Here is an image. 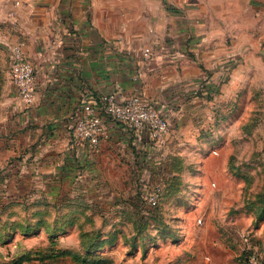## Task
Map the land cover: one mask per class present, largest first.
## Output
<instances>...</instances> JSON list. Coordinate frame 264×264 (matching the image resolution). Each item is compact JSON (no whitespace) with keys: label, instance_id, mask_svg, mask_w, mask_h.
<instances>
[{"label":"crops","instance_id":"obj_1","mask_svg":"<svg viewBox=\"0 0 264 264\" xmlns=\"http://www.w3.org/2000/svg\"><path fill=\"white\" fill-rule=\"evenodd\" d=\"M17 41L38 75L28 108L10 73ZM135 92L168 118L163 143L106 115L98 151L77 141L73 125L86 103ZM248 147L258 158L253 181L244 173ZM189 148L229 159L202 165L201 199L236 215L258 212L263 227L264 0H0V217L16 218L15 234H63L72 248L83 233L144 218L136 189L161 173L178 183Z\"/></svg>","mask_w":264,"mask_h":264},{"label":"rangeland","instance_id":"obj_2","mask_svg":"<svg viewBox=\"0 0 264 264\" xmlns=\"http://www.w3.org/2000/svg\"><path fill=\"white\" fill-rule=\"evenodd\" d=\"M202 125L204 128L201 127L200 133L204 141L208 137L209 126L207 123ZM248 149L249 153L243 159V164L247 165L244 173L253 181L256 179L254 169L258 158L254 150L250 153V147ZM183 154L187 164L183 163L180 172L182 178L178 183L175 180V185L171 181L169 185L162 173L150 182L143 179V184L149 189L157 183L164 186L165 193L159 206L150 207L144 194L136 189L135 196L139 198L136 208L141 210L143 214L140 216L144 218L133 219L128 216L123 218L125 220L119 226L102 230L104 245L100 250L91 247L88 250L81 244L71 248L65 244L69 239L61 234L55 236L57 244L54 247V252L60 251V254L53 256V235L27 234L25 230L15 234L10 220L16 218L4 220L0 217V230L4 231V234L0 232V264H248L244 254L247 247L258 251L261 264H264V226L255 217L258 212L248 211L242 213L244 215H236L235 212H228L227 206L223 207L220 202L201 199L200 193L196 191V177L209 165L212 168L223 167L227 155H218L216 160H210L203 150L194 154L191 148ZM240 155H235L236 158L231 161L240 162ZM155 173L156 169L153 168L151 178ZM139 175L138 171L134 173V182L138 181ZM227 177L230 175L227 174ZM249 189V193L254 194L256 191L255 188ZM124 190L118 191L121 196H130ZM142 192L145 193V190L142 189ZM250 197L253 198V195ZM6 202V198H0V205ZM125 205L127 203L121 207ZM24 221L28 219L24 218ZM76 236L69 237L74 239ZM86 237L94 243V235ZM63 248L71 249L61 254Z\"/></svg>","mask_w":264,"mask_h":264},{"label":"built area","instance_id":"obj_3","mask_svg":"<svg viewBox=\"0 0 264 264\" xmlns=\"http://www.w3.org/2000/svg\"><path fill=\"white\" fill-rule=\"evenodd\" d=\"M15 25L14 12H10ZM150 48H146L145 55L150 58ZM10 73L15 87L18 102L28 108L36 98L38 75L30 61L23 41H17L10 49ZM85 114L79 117L73 125V135L78 142L89 146L92 150L100 149L105 134L103 115L112 120L120 121L133 129H146L153 141L163 143L169 132V120L159 110L156 103L140 92L119 98L114 93L101 96L95 105L86 103L83 107ZM162 191L161 184L152 186L146 195L149 204L156 205ZM248 264H261L259 254L251 253L247 258Z\"/></svg>","mask_w":264,"mask_h":264},{"label":"trees","instance_id":"obj_4","mask_svg":"<svg viewBox=\"0 0 264 264\" xmlns=\"http://www.w3.org/2000/svg\"><path fill=\"white\" fill-rule=\"evenodd\" d=\"M149 190V187L147 188V190H145V193L144 192H141V194L143 195L144 194V197H145V199H146V195H147V191ZM164 193H165V188H164V186L162 185V191H161V194H160V198H159V201H158V203L156 204V205H151V204H149L148 203V201H147V199H146V201H147V203L150 205V207H157V206H159V204H160V202H161V200L163 199V195H164ZM102 233H103V231L101 232L100 230H97V231H90V232H86V233H83V234H81V236H80V238H81V240H80V244H81V246L82 247H85L86 249H88L89 250V247H91L92 249H95L96 251L97 250H100L101 248H102V246L104 245V239H103V237H102ZM94 235L95 236V241H94V243H93V240H91V239H89V241L86 239L87 237V235ZM52 239V243H51V247H52V254H53V256H58L60 253V251L58 252V253H55L54 252V247H56V244H57V240L56 239H54V238H51ZM92 241V242H91ZM50 247V248H51ZM68 250H70V248H63V249H61V254H66V253H68L69 251ZM254 252H256V253H258V251H256V250H254V249H252L251 247H247L246 249H245V257H246V262H247V258H248V256L251 254V253H254ZM259 254V253H258ZM263 260H264V258H263Z\"/></svg>","mask_w":264,"mask_h":264}]
</instances>
